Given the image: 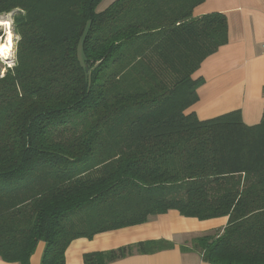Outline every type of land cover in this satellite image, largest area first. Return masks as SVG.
<instances>
[{"label": "trees", "instance_id": "obj_1", "mask_svg": "<svg viewBox=\"0 0 264 264\" xmlns=\"http://www.w3.org/2000/svg\"><path fill=\"white\" fill-rule=\"evenodd\" d=\"M103 1L0 0L17 37L0 70V258L30 264L43 243L41 264H65L76 239L176 211L228 219L193 241L204 262L264 264V114L247 125L192 110L202 64L229 42L226 15L194 18L205 0Z\"/></svg>", "mask_w": 264, "mask_h": 264}, {"label": "crops", "instance_id": "obj_2", "mask_svg": "<svg viewBox=\"0 0 264 264\" xmlns=\"http://www.w3.org/2000/svg\"><path fill=\"white\" fill-rule=\"evenodd\" d=\"M115 1L104 0L103 4L109 6ZM211 13L226 15L229 42L202 64L198 76L205 83L198 89L199 101L192 110L200 120L240 111L247 125H256L264 114V0H205L194 9L193 16ZM227 220L201 222L171 211L142 225L76 239L65 253V264H84L86 254L151 241L170 242L174 247L154 254L135 253L108 264H208L193 241L224 228ZM44 248L43 243L38 245L30 264H41ZM0 264L15 263L0 258Z\"/></svg>", "mask_w": 264, "mask_h": 264}, {"label": "rangeland", "instance_id": "obj_3", "mask_svg": "<svg viewBox=\"0 0 264 264\" xmlns=\"http://www.w3.org/2000/svg\"><path fill=\"white\" fill-rule=\"evenodd\" d=\"M108 6H105L104 4L101 5L99 7V11H103L105 10V8ZM16 15V13H11V14H7V15H3L0 17V20H4V21H9L10 23V27L7 26H0V30L3 32V37L0 38V43H6L8 36H9V30L8 28H11V33H12V41H13V52H12V57L9 60H5L3 58L0 57V70L1 73L4 74L5 68H9L11 67L14 63L13 60L15 58V46H16V42H17V37L14 33V24H13V18ZM80 56L82 57V53L80 52ZM222 219V218H221Z\"/></svg>", "mask_w": 264, "mask_h": 264}, {"label": "bare ground", "instance_id": "obj_4", "mask_svg": "<svg viewBox=\"0 0 264 264\" xmlns=\"http://www.w3.org/2000/svg\"><path fill=\"white\" fill-rule=\"evenodd\" d=\"M0 26H7L10 27V23L9 21H4V20H0ZM9 32V36L8 39L6 41V43H0V57L5 59V60H9L12 58V52H13V41H12V33H11V28H8Z\"/></svg>", "mask_w": 264, "mask_h": 264}]
</instances>
